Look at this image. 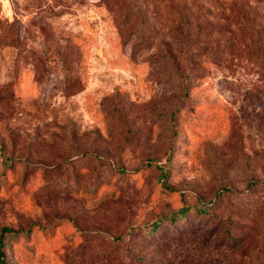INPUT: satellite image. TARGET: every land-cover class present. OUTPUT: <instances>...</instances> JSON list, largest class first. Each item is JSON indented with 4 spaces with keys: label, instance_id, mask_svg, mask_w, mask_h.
Returning <instances> with one entry per match:
<instances>
[{
    "label": "rangeland",
    "instance_id": "obj_1",
    "mask_svg": "<svg viewBox=\"0 0 264 264\" xmlns=\"http://www.w3.org/2000/svg\"><path fill=\"white\" fill-rule=\"evenodd\" d=\"M4 226L7 264H264V0H0Z\"/></svg>",
    "mask_w": 264,
    "mask_h": 264
},
{
    "label": "trees",
    "instance_id": "obj_2",
    "mask_svg": "<svg viewBox=\"0 0 264 264\" xmlns=\"http://www.w3.org/2000/svg\"><path fill=\"white\" fill-rule=\"evenodd\" d=\"M159 1H163V2H167V1H169V0H159ZM179 37H176L175 39H178ZM176 46H178L177 48H175V50H177V52L179 53V54H185V52H186V54H188L189 52H188V49H187V47L185 46V45H183L182 43H177L176 44ZM256 49L259 51V50H263L262 49V47H256ZM173 50H174V48L172 47V46H170L169 48H168V52L170 53V54H172L173 53ZM176 55V54H175ZM194 55V54H193ZM177 110H178V108H177ZM188 210H189V208L188 207H186V206H182V207H180L179 209H177V210H175V211H172L169 215H168V219H169V221H171V222H175L176 221V219H177V217H179V216H184V215H186L187 213H188ZM197 210H198V213H205V212H207L206 211V208L204 207H198L197 208ZM13 231H12V229L10 228V227H7V226H4L3 228H2V230H1V232H0V264H7V262H6V259H5V254H6V252H5V247H6V244H7V240H6V238H7V236H9V234H11Z\"/></svg>",
    "mask_w": 264,
    "mask_h": 264
}]
</instances>
